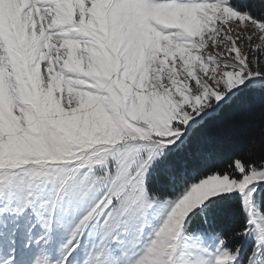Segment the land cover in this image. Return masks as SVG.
Listing matches in <instances>:
<instances>
[{"label": "snow or ice", "instance_id": "6c2138e0", "mask_svg": "<svg viewBox=\"0 0 264 264\" xmlns=\"http://www.w3.org/2000/svg\"><path fill=\"white\" fill-rule=\"evenodd\" d=\"M0 264H264V0H0Z\"/></svg>", "mask_w": 264, "mask_h": 264}]
</instances>
